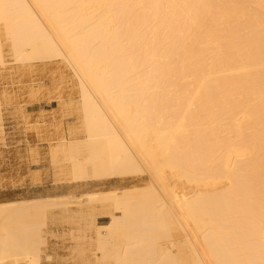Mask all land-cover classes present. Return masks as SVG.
Wrapping results in <instances>:
<instances>
[{
  "label": "bare ground",
  "instance_id": "1",
  "mask_svg": "<svg viewBox=\"0 0 264 264\" xmlns=\"http://www.w3.org/2000/svg\"><path fill=\"white\" fill-rule=\"evenodd\" d=\"M6 50L77 80L59 179L135 181L1 201L0 264H43L59 204L110 215L78 214L88 264H264V0H0Z\"/></svg>",
  "mask_w": 264,
  "mask_h": 264
},
{
  "label": "rangeland",
  "instance_id": "2",
  "mask_svg": "<svg viewBox=\"0 0 264 264\" xmlns=\"http://www.w3.org/2000/svg\"><path fill=\"white\" fill-rule=\"evenodd\" d=\"M5 54L7 62L0 66V202L133 186L123 182L135 181V177L85 182L59 179L50 152L63 137H79L74 133L81 123L77 80L60 58L18 62L7 50ZM149 179L145 173L144 182ZM82 210L94 214L99 224L110 220L101 204L94 209L78 204L54 206L43 264H88L94 258L87 249L88 238L78 237L84 224L78 215ZM84 248L80 255L79 249Z\"/></svg>",
  "mask_w": 264,
  "mask_h": 264
}]
</instances>
